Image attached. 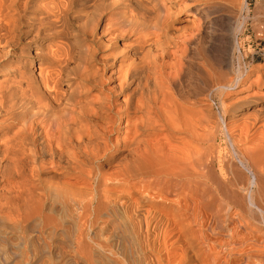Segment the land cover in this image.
Segmentation results:
<instances>
[{
	"label": "bare ground",
	"instance_id": "1",
	"mask_svg": "<svg viewBox=\"0 0 264 264\" xmlns=\"http://www.w3.org/2000/svg\"><path fill=\"white\" fill-rule=\"evenodd\" d=\"M223 3L215 19L195 0H0V224L76 264H94L92 244L141 264L127 244L143 225L164 264H264V57L246 61L247 0ZM203 36L234 76L206 73L188 97ZM100 224L117 248L97 243Z\"/></svg>",
	"mask_w": 264,
	"mask_h": 264
},
{
	"label": "rangeland",
	"instance_id": "2",
	"mask_svg": "<svg viewBox=\"0 0 264 264\" xmlns=\"http://www.w3.org/2000/svg\"><path fill=\"white\" fill-rule=\"evenodd\" d=\"M195 1L205 3L207 6L209 4L212 5V7H211V5H209V8H210V10L212 9L211 10L212 12L214 11L213 12L214 15L211 13L209 18H215V19H216V17L219 18L218 16H220V14H223L225 12V11L223 12V10H226L225 9V3H223L224 7H223V5L218 6L219 4H222V2H225L226 0H218V1H216V0H213V1L212 0H210V1L209 0H200V1L195 0ZM260 1L261 0H247L248 6H249V10H248V13H247V16H248L247 17V20H248L247 21V31H246L245 35L242 37V39H241V42H242V45H243V50L247 53L246 54V61L251 63L253 58L255 57L256 59L253 62L254 65L258 64L259 62H261L263 60L262 57H264V38H262V39L261 38H256L257 36H256V32L254 30V26L259 25V22L263 21V19H264V0L262 1V3H260ZM258 2H259V7H257V3ZM235 3H236L235 5L238 7L239 1L238 2L236 1ZM215 5H217V6H215ZM260 5H261V7H260ZM214 7H216L215 10H214ZM237 7H235V8H237ZM217 8H218V10L220 8L221 9L218 11ZM215 13H218V14H215ZM254 15H256V16H254ZM189 17L186 14L181 15L179 17V21L177 23H175L177 28H181L179 26L185 25V24L186 25L184 27H186L187 26V22H188L187 19ZM81 22L83 23V28L85 29L86 27H84L85 26L84 22L86 24V20H84V18H83L81 20ZM81 22H79V24ZM89 23L90 22H87V28H88V24ZM90 26H91V24H90ZM81 33L79 32L78 34H81ZM202 38H203V39H201V40H203L202 42H200L201 41L200 40L199 41L200 43L199 42L194 43V45L190 46V48H188L189 50H187V55L189 57H187L185 63L187 62L188 64L189 63L190 64L187 65V67H188V70L186 72L187 74H185V76L183 77V80L181 82L183 84H181V87L179 86L180 89L183 86V88L181 90H183L182 91L183 93L187 92V93H184L186 96H188V95L190 96V95L194 94V91L198 92V94L200 92L203 93L204 89H205V92H207V89H208L207 86L209 85L207 82L211 81V78H210L211 75L213 76L212 77L213 80L215 78L214 81L212 80L213 81L212 83L220 82L218 79H216V77L219 78L221 76L220 80L222 81V76H223V80H226L227 78L232 79L233 77L231 78L230 75L234 76L233 75L234 74L233 70L231 68H227V67H224L222 65H217V64H215V62L209 61V60H212V58L210 57V55L207 54L208 52H206V49H205L206 39H205L204 36ZM176 40H178V39H176ZM172 43H174V42H172ZM178 45H179L180 48L178 47ZM176 46L179 48V49L177 48V50H180L182 48V44L180 42H176L175 43V45H174L175 49H176ZM188 52H189V54H188ZM208 56L210 57V59H209ZM207 57H208V59H207ZM190 59H191V61L189 62ZM221 66L223 67V69H221L222 68ZM205 68H206V70H205ZM211 69H213V71ZM207 70L208 71L210 70V72H207ZM213 72H215V74ZM199 73H201V74H199ZM206 73H208V74L211 73V75H209V77L207 78V76H206L207 74ZM229 73H231V74H229ZM227 74H229V75H227ZM197 75L199 76V78H198ZM202 75H203L204 79L201 77ZM224 75H225V77H224ZM206 78H207V80H206ZM202 79L205 80V82L208 85H206V83L204 81H202ZM229 79H227V80H229ZM201 84L203 85V87H202ZM199 85H200L201 88H199ZM204 87H206V88H204ZM194 88H196V90H194ZM189 91L192 94H188ZM206 94L207 93H205V95ZM214 95H215L214 93L211 94V99L210 100L208 99V100H205V101L208 102L207 103L208 108L210 109V111L213 114L220 115L222 110H221V108L219 106V102H218L217 97L214 96ZM203 97H206V96H203ZM232 101H235V100L233 99ZM219 126H220V131H221L222 130L221 120H220ZM222 134H221V132L218 134L219 135V139L222 138ZM222 152H226L227 153V149H223ZM226 158L228 159V157H226V156L224 158H222L223 162L221 161L220 164H219L220 167H218V168L222 167L221 170H219V173H220L221 177H223L225 179H230L229 181H231V178H232L231 175L232 174L230 173V171H227L226 167L224 166V163H226V161H227ZM227 174H229V175H227ZM254 227H255V230L258 229V231H256V232H259V230H261L260 232L264 231L263 228L260 229V226H258V227L254 226ZM142 229H143L142 235L138 238L137 243L135 241H130V243H128L127 245L134 252H136L135 256L138 255V257L141 259V264H164V262L161 259H159V257H160L159 256V253H160L159 241L156 240V236H157V234L159 232V227L157 229H155V230L154 229L151 230L150 236H152V238H150V241L148 239L147 242H146V240L144 242V239H143V235H145L144 234V229H145L144 225L142 226ZM27 232H28V234L26 233L27 236L33 235L32 234L33 232L31 233L30 230H28ZM92 232L93 233L95 232L94 235L96 236L97 243H108V244H111L112 246H116V248L118 247V245L116 243H114V242H112L111 240L108 239V234H109L108 232L109 231L103 225L100 224V225L95 226L94 228H92ZM257 234H255V235H257ZM19 235H20L19 232L16 229H13L7 223L0 224V264H76L70 259V256H65V257H63L61 259H57L55 256L49 255L47 251H42L43 244H42L41 241H37V242L35 241L34 242L31 239H27V240L24 241L22 239L16 238L17 236L19 237ZM51 247H52L51 249H53V246H51ZM90 248H91V250L93 251V254H94V258H93L94 264H110V263L111 264H116V263H114L108 257H106L104 255H101L100 258H99V256H96V252H97L96 249L97 248H96L95 244L90 245ZM118 251H119V248H118ZM14 253L16 255H14ZM12 255H14V256L12 257ZM68 255H70V254H68ZM16 256H18L19 258L18 257L14 258ZM158 260H160V262ZM70 262H72V263H70Z\"/></svg>",
	"mask_w": 264,
	"mask_h": 264
}]
</instances>
